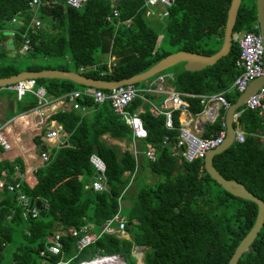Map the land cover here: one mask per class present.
Masks as SVG:
<instances>
[{
    "label": "trees",
    "instance_id": "1",
    "mask_svg": "<svg viewBox=\"0 0 264 264\" xmlns=\"http://www.w3.org/2000/svg\"><path fill=\"white\" fill-rule=\"evenodd\" d=\"M28 1L0 0V40L7 38L3 32H13L10 39L16 50L14 58L24 36L29 40V50L24 54L31 59L66 58L56 70L74 72L93 80L120 81L144 72L171 54L157 47V34L150 25L151 18L144 16L143 0H117L114 6L110 0H87L78 10L65 7V0H46L56 4L33 11L27 9ZM229 2L174 0L167 9L166 25L154 19V26L164 29L166 43L174 47V52L209 56L220 47ZM113 7L118 11V18L105 22ZM16 13L21 14V19L9 27L7 23ZM33 15L41 24L37 30L30 27ZM127 20L128 26L121 24ZM255 25L254 1L241 0L231 37L242 32H256ZM237 56L238 48L232 38L226 56L198 72H184L180 64L178 71L172 73L170 85L174 91L190 95L223 93L232 104L239 95L230 89L240 73L234 65ZM104 58H112L114 66L108 65ZM79 68L85 70L79 71ZM41 70L49 68L33 64L19 71L12 65H0V78L22 71ZM145 83L134 86L141 88ZM35 87H42L47 97L57 99L81 86L65 80L37 79ZM2 89L6 97L13 94L12 101L15 102L13 112L7 110L5 121L36 107L32 93H25L17 100L13 91ZM162 99V95L141 93L127 108L130 113L141 109L138 117L147 136L137 142V148L141 151L148 145L155 155L153 162L142 156L137 166V172L146 170L152 176V182L135 186L132 180L122 196L132 202L124 219L128 239L102 235L77 252L75 243L82 234L73 237L67 232L79 231L85 226L98 232L99 227L115 215L116 198L129 181L125 173L131 174L134 169L133 157L127 150L120 152L100 139L108 135L129 143V128L107 102L96 105L91 99L84 98L78 103L85 113L59 110L48 117V121L59 126L67 137L61 145L50 150L45 164L36 165L33 186L21 182L24 196L46 201L48 208L44 218L23 221L15 195L0 191V264H55L67 260V264H76L100 253L119 254L125 264H134L130 255L132 245L146 249L142 264H227L253 225L256 206L224 192L206 175L202 160L185 162L181 158L176 148L179 113H171V127L166 128L163 115L152 116L148 112L152 104L158 105ZM186 101L192 117L200 113L202 107L196 98H186ZM222 115L223 111H220L215 121L204 125L201 138H211L217 133ZM233 127L244 133L243 142L233 143L213 156L212 166L222 178L241 184L264 204V112L258 115L245 110ZM47 129H42L32 139L37 155L46 150L40 137ZM92 154L104 164L106 191L93 192L89 187L85 188L88 186L85 180L91 182L93 176L88 163ZM15 167L19 173L24 171L20 159L0 161V178L5 183L17 181ZM53 233L59 234V253L41 258L39 253L50 241L49 234ZM236 264H264V221Z\"/></svg>",
    "mask_w": 264,
    "mask_h": 264
},
{
    "label": "built area",
    "instance_id": "2",
    "mask_svg": "<svg viewBox=\"0 0 264 264\" xmlns=\"http://www.w3.org/2000/svg\"><path fill=\"white\" fill-rule=\"evenodd\" d=\"M87 0H65V7L78 10L86 3ZM111 4L114 6L117 0H110ZM174 0H143L144 16L146 18H153L155 20L161 21L166 20L168 15L167 9L170 8ZM55 1L46 0H29L26 4L27 9L33 11L39 7L52 6L55 5ZM118 18V11L115 7L112 8L111 14L105 18V22H111L112 19ZM21 19V14L16 13L7 23L9 27L16 25ZM129 21L122 22L125 26H128ZM41 26L40 22L33 15L30 20V27L32 29H39ZM256 32H242L241 34L235 35L233 41L236 43L238 48V56L235 60V67L239 70L238 76L233 81L230 89L241 94L245 91L247 86L254 79L258 78L262 74V56H263V46L262 41L257 32V25L253 27ZM6 32H13L8 30ZM10 36V37H11ZM29 50V40L23 36V43L20 47V54H24ZM108 65L114 66L113 59L109 58L107 60ZM90 69H93L91 67ZM85 69L79 68V71ZM147 81V80H146ZM145 81V82H146ZM173 82V74L160 72L148 80L143 87L136 88L134 85H124L118 87L114 90L104 92V90L93 89L89 87H83L81 90H74L64 96L51 99L46 96L45 91L42 87H35L34 79H26L17 82L14 85L6 87L7 90L13 91L17 100L20 99L25 93H32L36 98V107L30 111L31 115L41 116L43 115V109L50 108L52 111L56 110V106H61L62 109L68 107L70 110H76L83 112L85 109L82 108L78 100H83L84 98L91 99L93 104L101 105L107 102L112 112L119 116L124 124L130 130V154L134 160V169L131 174L125 173L129 176V181L127 186L121 191L120 195L116 198L117 210L115 215L106 220L103 225L98 229V232L91 231L90 227H82L79 231L68 230L67 232L75 237L77 233L82 235L75 243V249L77 252L82 251L87 246L93 244L102 235H110L116 239H125V222L124 219L119 216V202L122 200V196L126 192L127 188L131 185L132 179L137 173V157L143 156L148 162H153L155 160V155L153 149L146 145L143 150H139L136 146L139 140L146 138L147 134L142 126V122L138 117L140 108L133 112H128L127 108L130 106L132 101L140 96L141 93L162 95V102L158 105L152 104L148 112L152 116L163 115L165 117V127H171L170 116L173 111H177L178 115V137L176 141V148L179 151V155L185 162H192L194 160H202L205 153L208 150L214 149L219 146L225 137V123H224V112L230 105L223 93L211 94V95H190L179 93L173 90L171 83ZM170 86V87H169ZM186 98H196L202 110L195 117H192L187 108L188 103ZM253 111L258 115L264 112V83L253 92L233 114V125L236 123L240 114L245 111ZM220 111H223V115L220 118V129L211 138H200L197 136L196 129L194 131L190 128L191 124L197 125L198 122H209L212 123L218 117ZM188 116L185 121H179V116ZM204 117L203 119H201ZM6 125L7 122L0 123V148L2 152H7L10 150V145L6 140ZM62 137L65 140L67 135L62 132L60 127L57 129L49 130L44 133L41 137V141H58V138ZM233 137L234 143H242L244 140V133L239 129L233 127ZM165 142V141H164ZM163 142V143H164ZM59 142L56 146L61 145ZM181 150V151H180ZM49 151L45 150L40 152L38 156V163L40 165L45 164L48 161ZM88 163L93 170V176L89 187L93 192L106 191L105 186V176H104V164L103 162L94 154L88 157ZM17 176V181L14 183H5V181L0 178V191L6 190L9 193L15 195L14 199L20 208V218L23 221L34 220L38 217V211L34 208V199H28L21 192V182H25L24 171L19 173L17 168H14ZM35 168L31 170L33 175ZM3 177L4 174L1 173ZM30 200H32V205H30ZM40 201V210L45 212L48 205L45 200ZM9 218V217H7ZM61 244L59 242V234L53 233L50 236V241L45 245L43 251L39 253L41 258H47L50 256H56L59 253ZM130 255L135 260H140L143 258L141 250L143 247L132 245ZM137 253L139 255H137ZM142 254V255H141ZM66 262H58L55 264H67ZM49 264V263H42ZM76 264H125V262L119 257V254H95L93 257L85 260H80Z\"/></svg>",
    "mask_w": 264,
    "mask_h": 264
},
{
    "label": "water",
    "instance_id": "3",
    "mask_svg": "<svg viewBox=\"0 0 264 264\" xmlns=\"http://www.w3.org/2000/svg\"><path fill=\"white\" fill-rule=\"evenodd\" d=\"M240 2L241 0H230L229 7L226 11V19L222 33V41L219 49L212 55L203 56L200 54L178 51L163 57L144 72H141L135 76L120 81L93 80L90 78L83 77L74 72L61 70H41L38 72L22 71L10 77L0 78V89L6 88L10 85H14L17 82L26 79H55L65 80L81 87H89L93 89L110 91L124 85H135L141 82H145L154 75L160 72H164L165 70L179 64H181V70L184 72H198L204 69L205 67L212 66L217 60L226 56L229 53L232 41L231 32ZM254 6L257 32L262 41L263 46L262 74L261 76L250 82L245 91L239 94L235 101L230 104L225 110V137L219 146L214 149L208 150L202 159V167L204 172L224 192L228 193L232 197L252 202L256 206V216L254 223L232 252L230 258L227 261V264L237 263L240 256L246 251V249L255 239L264 221L263 202L260 201L258 198L254 197L252 194H250L241 184L222 178L220 175H218V173L212 166V157L225 151L234 143V112L239 107H241L245 100L264 83V0H254ZM161 23L163 25H166L167 20L162 19ZM2 35L5 37H10L11 32H3ZM0 50L6 51L7 58H13L16 54V50L14 48L12 40H9L4 44L0 43ZM0 123H4V121L0 120ZM168 148H171V145H168ZM30 205H32V200H30ZM40 205V201L38 199H35L33 202V206L38 211V217L42 219L45 216V212L40 210ZM131 205L132 202L127 198H124L119 202V216L121 218L125 219L127 217ZM50 236L51 234H49V237ZM119 257L124 261L122 255H119Z\"/></svg>",
    "mask_w": 264,
    "mask_h": 264
},
{
    "label": "crops",
    "instance_id": "4",
    "mask_svg": "<svg viewBox=\"0 0 264 264\" xmlns=\"http://www.w3.org/2000/svg\"><path fill=\"white\" fill-rule=\"evenodd\" d=\"M11 40L10 37H7L5 41L1 42L4 44L5 42ZM6 52V51H5ZM170 87V86H169ZM0 91V120L7 122L6 125V140L10 145V150L7 152H0V161H7L12 162L14 159H20L22 162V166L24 168L25 174V182L29 187L33 186L36 182L34 176L31 174V170H33L38 163V153L37 148L33 144V137L40 134L41 130L45 127H48L49 130L57 129V125L54 124L53 121H48V117L56 111H69L68 107L62 109L61 106H56V110L52 111L50 108L43 109V115L36 116L31 115L30 112L25 114H20L9 121H5L6 116H8V111L13 112L15 108V102L12 101V97H6L4 94H1ZM8 110V111H7ZM85 113V111H83ZM188 116H179V121H185ZM202 117L201 119H203ZM206 123L205 122H198L197 125H190V128L194 131V127L196 129L197 136L201 138L203 127ZM48 130V131H49ZM46 131V132H48ZM45 132V133H46ZM43 136V135H42ZM41 136V137H42ZM40 137V141H41ZM62 137L58 138V141H49L44 142L41 141L42 144L46 147V150L50 152L51 149L56 148L59 142H63L61 139ZM103 143L108 146H114L119 149L120 152L124 150H129L130 142L126 143L125 140H115L110 138L108 135H103L100 138ZM143 157H137V165L142 161ZM142 170L139 171L142 173ZM147 172V171H146ZM149 177L152 179V176L147 172ZM148 181V180H147ZM145 183V181H144ZM149 184V183H146Z\"/></svg>",
    "mask_w": 264,
    "mask_h": 264
},
{
    "label": "rangeland",
    "instance_id": "5",
    "mask_svg": "<svg viewBox=\"0 0 264 264\" xmlns=\"http://www.w3.org/2000/svg\"><path fill=\"white\" fill-rule=\"evenodd\" d=\"M243 2L251 3L252 0H243ZM154 24H155V21H154L153 18H151L150 19V25L154 28V30L156 31V34H157V47H159L163 51L170 52L171 54L175 53L174 52L175 51L174 47H170L166 43L164 29L160 28V27H156V26H154ZM232 38H234V36ZM5 40L6 39H1L0 43L5 41ZM4 52H5L4 50H0V54H1L0 65H12V66H14V68L16 70H19V71H21L25 67L31 66L33 64L34 65H38V66L47 67V68H49V70H56L55 68H57L59 66H62L65 63V61H66V58L65 59H60V60H54V59L45 60V59H41V58H37L36 57L34 59H31V58L27 57V55H25V54H23V55L20 54V52H18V55L15 58L14 57L13 58H7L6 52L5 53ZM104 59H106V58H104ZM179 65H176V66H174L172 68H169V69L165 70L164 72H166V73L176 72V71H178V69L180 67ZM137 88H140V85H138ZM75 89L76 90H81V89H83V87H75ZM0 91H2L1 94H3V89H0ZM12 97H13V94H12ZM205 123L207 124L209 122H205ZM45 128H48V127H45ZM45 128H43V129H45ZM235 128H238V127H235ZM46 131H48V129L45 130V132ZM36 156H37V154H36ZM132 180H133V185H135V186H138V185L140 186L141 184L144 183V181H145V183L152 182V179L149 177V175L147 174L146 171H143L142 173L137 172V174L135 175V177ZM85 182L88 185L90 184V180H85ZM85 188H86V186H85ZM125 239H128V235L127 234H125ZM145 250H146L145 248H143L141 250L142 254L144 253ZM137 255H139V254L137 253ZM134 264H142V257H141L140 260H135Z\"/></svg>",
    "mask_w": 264,
    "mask_h": 264
}]
</instances>
